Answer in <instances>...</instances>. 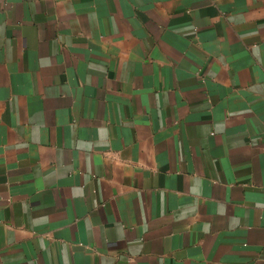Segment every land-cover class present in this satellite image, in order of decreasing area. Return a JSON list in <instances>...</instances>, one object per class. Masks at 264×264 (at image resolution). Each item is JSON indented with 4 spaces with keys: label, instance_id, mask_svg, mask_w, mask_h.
Segmentation results:
<instances>
[{
    "label": "crops",
    "instance_id": "crops-1",
    "mask_svg": "<svg viewBox=\"0 0 264 264\" xmlns=\"http://www.w3.org/2000/svg\"><path fill=\"white\" fill-rule=\"evenodd\" d=\"M0 264H264V0H0Z\"/></svg>",
    "mask_w": 264,
    "mask_h": 264
}]
</instances>
